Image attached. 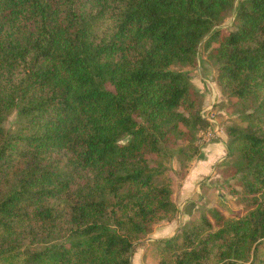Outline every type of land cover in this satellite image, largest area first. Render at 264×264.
Wrapping results in <instances>:
<instances>
[{"label":"trees","instance_id":"1","mask_svg":"<svg viewBox=\"0 0 264 264\" xmlns=\"http://www.w3.org/2000/svg\"><path fill=\"white\" fill-rule=\"evenodd\" d=\"M202 41L244 123L225 128L219 162L234 155L244 194L154 256L264 264V0H0V264H132L134 243L172 221L163 161L178 156L184 177L207 127L173 67L194 66Z\"/></svg>","mask_w":264,"mask_h":264},{"label":"rangeland","instance_id":"2","mask_svg":"<svg viewBox=\"0 0 264 264\" xmlns=\"http://www.w3.org/2000/svg\"><path fill=\"white\" fill-rule=\"evenodd\" d=\"M232 18V14L229 13L227 17L223 20L222 24L220 25V28L227 29L231 25ZM207 53L208 51L205 48V43L204 41H202L197 47V60L194 66H175L173 67V69L180 70L186 75L190 84L191 93H193V95L198 98L200 111L212 104L215 119L222 131L221 134L224 133L225 135L226 127L231 125L243 127L244 123L241 121L239 113L234 111V109L231 107L230 101L226 98L225 95L221 93L220 89L216 85V68L214 64H212V62L208 59ZM14 121L15 113H11L6 117L4 123L5 128L12 129ZM199 133L200 132H198L196 136L195 143L199 150L198 154H204L203 150L201 151L202 146L204 147L205 145L211 144L216 140H213L210 143L200 144L198 142ZM224 137V140L221 139L215 144H219L218 146L222 147V152L224 151V154L226 155L227 137L226 135ZM184 143L185 142H182L181 144ZM209 154L210 151L206 152L205 156ZM196 156H194L193 158H195ZM233 157L234 155L229 158H226V162L223 164H213V166L211 167V174L207 176V178L204 177L200 182V184L202 185L200 193H191L188 196H194L193 198H190L186 201V203L191 206V210L189 212L188 217L185 215L182 220L178 219V216L181 215V212L180 210L178 211V213L176 212V215L172 218V220H174L175 229L170 235L168 234L164 238L175 236L177 242L180 243V227L184 223H186L190 217L200 212H204L208 208H216L220 210L223 214H227L229 212L237 211L240 209L241 206H239L236 202V198L244 193L238 180V176L234 175L231 171ZM193 158L190 160V162L193 160ZM163 162L169 169L168 173L172 181V191L174 190L175 192L179 185L180 179L183 178L179 177L180 170L178 167H180V165L178 163V156H174L172 158H165ZM187 167H189V164ZM230 189L235 190L236 193L229 192ZM179 196L176 193V199L174 198V200L177 201V198H179ZM188 205L186 207H189ZM181 221L184 222L182 223ZM162 224H165V222H158L153 225L148 235H146L142 239L137 240L134 243L133 255L131 259L132 264H157V258L154 256L155 245L156 242L161 243L163 239L153 238V231H157L159 229L158 226ZM44 246L45 244H42L35 248H42Z\"/></svg>","mask_w":264,"mask_h":264},{"label":"crops","instance_id":"3","mask_svg":"<svg viewBox=\"0 0 264 264\" xmlns=\"http://www.w3.org/2000/svg\"><path fill=\"white\" fill-rule=\"evenodd\" d=\"M224 133L220 134L219 139L212 142L211 144L202 146L201 151L203 150V153H199L193 160L189 163V167L187 169V173L185 176L180 179L179 185L177 189L173 190V196L172 201L175 203L177 208V213L180 210L181 215L178 216V219H181L186 215L188 217L189 212L191 210V206L186 203V201L192 197H188L191 193H200V189L202 185L200 184L201 180L207 176H209L212 172L211 167L213 164H219L220 161H222L225 157L224 151L222 152V147L218 146L219 144H215L216 142L220 141L221 139H225ZM225 142V141H224ZM210 151L209 155L205 156V153ZM176 193L179 196L176 199ZM189 207H186V206ZM187 219V218H185ZM184 219V221H185ZM184 221H181L182 223ZM159 229L157 231H153V238H161L165 239L164 237L166 235H170L172 231L175 229L174 227V220H172L169 223L162 224L158 226ZM155 230V229H154Z\"/></svg>","mask_w":264,"mask_h":264},{"label":"built area","instance_id":"4","mask_svg":"<svg viewBox=\"0 0 264 264\" xmlns=\"http://www.w3.org/2000/svg\"><path fill=\"white\" fill-rule=\"evenodd\" d=\"M200 117L207 123V127L199 133L198 142L205 144L217 140L222 131L215 119L212 104L200 111Z\"/></svg>","mask_w":264,"mask_h":264}]
</instances>
